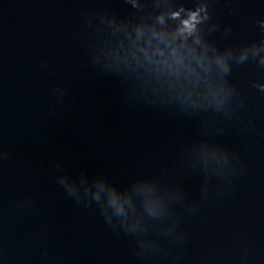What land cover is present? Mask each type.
I'll return each mask as SVG.
<instances>
[{"label": "water", "instance_id": "95a60500", "mask_svg": "<svg viewBox=\"0 0 264 264\" xmlns=\"http://www.w3.org/2000/svg\"><path fill=\"white\" fill-rule=\"evenodd\" d=\"M0 264H264V0H0Z\"/></svg>", "mask_w": 264, "mask_h": 264}]
</instances>
